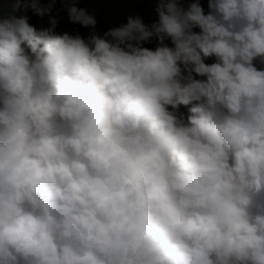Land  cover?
I'll use <instances>...</instances> for the list:
<instances>
[{
  "label": "clouds",
  "instance_id": "obj_1",
  "mask_svg": "<svg viewBox=\"0 0 264 264\" xmlns=\"http://www.w3.org/2000/svg\"><path fill=\"white\" fill-rule=\"evenodd\" d=\"M153 3L0 0V264H264V0Z\"/></svg>",
  "mask_w": 264,
  "mask_h": 264
},
{
  "label": "trees",
  "instance_id": "obj_2",
  "mask_svg": "<svg viewBox=\"0 0 264 264\" xmlns=\"http://www.w3.org/2000/svg\"><path fill=\"white\" fill-rule=\"evenodd\" d=\"M42 2H47V0H42ZM199 2L207 10V0H199ZM56 3L57 8H59L60 0H56ZM78 3L88 6L90 10H95L98 27L101 30L106 29L113 23L119 25L125 22V18L129 14L140 13L146 23H151L157 19L153 0H78ZM58 17L57 31H68L70 34L79 33L81 35L88 31V29L70 22L66 11L63 9L59 11ZM38 19L39 17L31 15L29 22L36 24ZM44 19L46 20L47 17ZM154 44L155 42L153 41L147 46L153 47ZM181 110L184 111L185 109L181 108Z\"/></svg>",
  "mask_w": 264,
  "mask_h": 264
}]
</instances>
